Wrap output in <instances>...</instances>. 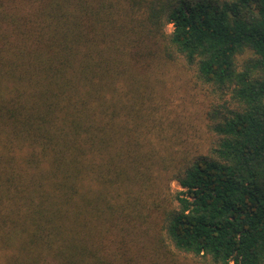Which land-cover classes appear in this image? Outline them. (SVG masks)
I'll use <instances>...</instances> for the list:
<instances>
[{
	"label": "trees",
	"instance_id": "obj_1",
	"mask_svg": "<svg viewBox=\"0 0 264 264\" xmlns=\"http://www.w3.org/2000/svg\"><path fill=\"white\" fill-rule=\"evenodd\" d=\"M230 263L264 264V0H0V264Z\"/></svg>",
	"mask_w": 264,
	"mask_h": 264
},
{
	"label": "rangeland",
	"instance_id": "obj_2",
	"mask_svg": "<svg viewBox=\"0 0 264 264\" xmlns=\"http://www.w3.org/2000/svg\"><path fill=\"white\" fill-rule=\"evenodd\" d=\"M171 28H172V26L170 25L168 27V29H171ZM180 82L183 83L182 80ZM189 88H190L189 85H187L186 87L181 88V84L180 83H177V88L175 90V99H174V103L176 105L177 104H180L182 102V98L183 97H185L186 98V101H187V99L190 97L188 95V93L190 92ZM171 186H172V188L174 190L177 189V188H179L178 182H176V181H172ZM230 264H233V263H230Z\"/></svg>",
	"mask_w": 264,
	"mask_h": 264
}]
</instances>
